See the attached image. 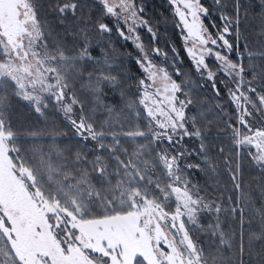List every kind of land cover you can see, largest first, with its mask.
<instances>
[{"label":"snow or ice","instance_id":"snow-or-ice-1","mask_svg":"<svg viewBox=\"0 0 264 264\" xmlns=\"http://www.w3.org/2000/svg\"><path fill=\"white\" fill-rule=\"evenodd\" d=\"M167 4L199 80L145 0H0V264H264V0Z\"/></svg>","mask_w":264,"mask_h":264},{"label":"trees","instance_id":"trees-1","mask_svg":"<svg viewBox=\"0 0 264 264\" xmlns=\"http://www.w3.org/2000/svg\"><path fill=\"white\" fill-rule=\"evenodd\" d=\"M202 2L208 5L210 4L211 0H202ZM241 2L245 3L246 0H241ZM145 3L147 6V13H148L149 18H153L154 20L155 19L163 20V18L166 17L168 20L166 24L160 23L158 25L159 39L156 42V46H159L161 49L168 52L169 54L170 59L166 66H168L171 69V63H172L171 57L173 56L172 45H174L176 49L178 50V55L180 57V60L177 61V66L183 72L189 73L194 79L199 80V77L196 75L195 70L192 66V63L184 50V46H183V42L180 37L179 30L175 27V24L172 22L173 14H172L170 6L167 4V0H145ZM254 24H255V21L249 18L248 21L242 22V25H241L242 30L245 32L246 35L250 36V39H254V37H252L251 35ZM140 34L146 46L152 47L153 42L151 40L150 35L144 30H140ZM112 43H113V46L117 49V53L120 56V59L123 61V67L127 69L129 75L133 77L142 76L143 73L141 69L135 64V60L133 59V57L138 55V51L134 47V45L131 44L130 42L123 41L121 38H119L115 34H113ZM127 53H131V56H128ZM232 56L233 58H235V53H233ZM154 59H155V62L162 63L164 58L154 57ZM208 62L210 65L214 64V60L212 59H209ZM176 79L179 80L180 78L177 77ZM197 91L201 92L203 95L211 94L210 85L208 86L207 91L203 89H197ZM104 99L106 103L119 105L120 97H119L118 92L113 93L111 90H107V95L104 97ZM50 117L57 123V125L63 127L64 121L62 120V118L59 117V114L50 113ZM41 123L43 122L41 121ZM69 142L73 144L76 143V138L72 136V133L70 131L67 137H61L59 139V143L62 145L67 144ZM221 171H222V179L227 181L228 179L227 174L223 173V169H221ZM243 171H244V179L246 181L249 180L252 175H255V170L250 168L247 163L244 165ZM193 178L194 180H198L199 182L203 183L204 177L202 174L196 173L194 174ZM201 239H203V237H201Z\"/></svg>","mask_w":264,"mask_h":264}]
</instances>
